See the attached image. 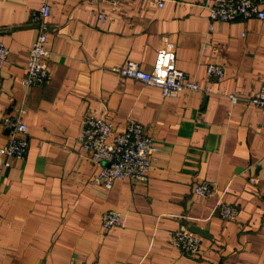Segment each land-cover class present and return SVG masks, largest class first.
<instances>
[{
	"label": "crops",
	"instance_id": "0c3cea01",
	"mask_svg": "<svg viewBox=\"0 0 264 264\" xmlns=\"http://www.w3.org/2000/svg\"><path fill=\"white\" fill-rule=\"evenodd\" d=\"M203 1L48 0V80L25 88L38 33L32 15L43 0H0V43L9 50L0 148L10 136L3 118L21 109L28 139L23 160L4 167L0 156V264H264V127L248 101L264 84V19L211 21ZM163 43L177 69L214 93L164 98L113 71L127 61L149 71ZM208 63L223 67L221 81L207 79ZM87 114L104 115L114 134L129 121L144 126L159 150L147 184L93 183L102 165L81 150ZM201 181L216 192L195 195ZM219 203L236 217L223 220ZM106 211L120 212L122 226L104 229ZM181 227L206 233H195L196 257L177 249Z\"/></svg>",
	"mask_w": 264,
	"mask_h": 264
},
{
	"label": "built area",
	"instance_id": "2783aa9c",
	"mask_svg": "<svg viewBox=\"0 0 264 264\" xmlns=\"http://www.w3.org/2000/svg\"><path fill=\"white\" fill-rule=\"evenodd\" d=\"M163 7V0H147ZM211 21L232 22L235 20L264 19V0H204L202 4ZM51 7L48 0H43L41 6L32 15V23L36 25L37 37L28 51L25 63L26 75L21 81L23 87L43 85L48 80V56L46 45L50 31ZM98 18L104 24L106 17L99 13ZM8 48L0 43V68L7 62ZM175 51L171 45L162 44L156 52V58L149 71L143 70L134 61H127L113 71L123 78H130L145 86L157 89L164 98H173L181 93L210 95L213 94L209 84L201 85L173 64ZM207 79L221 81L224 76L223 67L208 63L205 67ZM232 103L239 100L236 95H228ZM256 106L263 119L264 127V84L256 95L248 99ZM19 110L15 117H4L3 124L9 130V141L0 148V156L4 167H9L13 160H23L28 149L27 126ZM81 150L95 164L102 165L93 183L104 189H110L117 180H127L135 184H147L151 163L158 153L152 137L144 126L135 121H129L123 132L113 133L112 124L104 115L87 114L83 117L79 135ZM216 192L214 183L201 181L193 186V193L200 197H209ZM219 215L223 220H233L237 209L232 205L219 203ZM104 229L121 227L123 217L120 212L106 211L100 218ZM174 243L177 249L189 256L196 257L200 253L201 238L188 227H181L174 233ZM69 264H81L71 261Z\"/></svg>",
	"mask_w": 264,
	"mask_h": 264
},
{
	"label": "water",
	"instance_id": "95a60500",
	"mask_svg": "<svg viewBox=\"0 0 264 264\" xmlns=\"http://www.w3.org/2000/svg\"><path fill=\"white\" fill-rule=\"evenodd\" d=\"M192 232L197 233L199 235H202L203 237H207L206 233H204V231H200L199 229L195 228V227H191L190 228Z\"/></svg>",
	"mask_w": 264,
	"mask_h": 264
}]
</instances>
